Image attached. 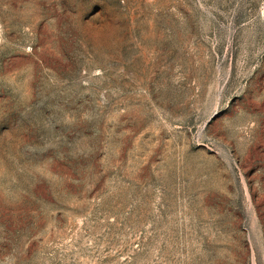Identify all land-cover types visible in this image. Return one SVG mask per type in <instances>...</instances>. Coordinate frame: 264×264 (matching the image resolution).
I'll list each match as a JSON object with an SVG mask.
<instances>
[{"label":"rangeland","instance_id":"rangeland-1","mask_svg":"<svg viewBox=\"0 0 264 264\" xmlns=\"http://www.w3.org/2000/svg\"><path fill=\"white\" fill-rule=\"evenodd\" d=\"M0 264H264V0H0Z\"/></svg>","mask_w":264,"mask_h":264}]
</instances>
